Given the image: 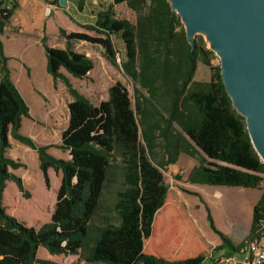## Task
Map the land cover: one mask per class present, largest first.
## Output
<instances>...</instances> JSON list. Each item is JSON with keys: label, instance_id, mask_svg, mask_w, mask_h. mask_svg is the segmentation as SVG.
Segmentation results:
<instances>
[{"label": "trees", "instance_id": "trees-1", "mask_svg": "<svg viewBox=\"0 0 264 264\" xmlns=\"http://www.w3.org/2000/svg\"><path fill=\"white\" fill-rule=\"evenodd\" d=\"M84 2L77 0L79 12ZM121 4L134 14L133 23L118 18L108 5L94 15L92 24L80 27L96 36L59 28L64 48L49 47L45 36L40 40L46 73L71 97L57 146H39L21 134L28 108L10 80L9 58L0 39V264H35L39 248L50 255L77 254L99 211L102 223L95 229L88 262L207 264L212 250L183 220L162 172L184 154L198 164L189 173L191 184L257 189L264 181V163L226 92L220 63L212 65L214 53L200 39L187 40L169 0H113V5ZM16 9V2L0 4V37ZM113 39L123 47L119 68L134 85L133 100L115 82L107 99L93 105L66 77L81 80L93 68L70 42L101 46L117 66ZM199 63L210 70L207 82L195 80ZM8 135L36 153L46 184L48 170L60 174L50 221L38 229L26 227L1 206L6 182L25 194L21 179L9 172L23 165L6 157ZM50 148L67 152L69 158L53 157ZM27 179L34 174L29 171ZM201 203L205 221L220 241L215 253L242 259L245 246L258 239L264 223V190L253 207L248 234L238 245L217 230L209 208Z\"/></svg>", "mask_w": 264, "mask_h": 264}, {"label": "rangeland", "instance_id": "rangeland-1", "mask_svg": "<svg viewBox=\"0 0 264 264\" xmlns=\"http://www.w3.org/2000/svg\"><path fill=\"white\" fill-rule=\"evenodd\" d=\"M16 5L17 9L13 12L0 39L4 54L10 58L8 61L10 80L28 108L29 118L21 119L20 132L39 146H57L60 144L61 132L67 125V104L71 101V97L62 83L53 84L50 76L46 73L45 56L40 43L41 38L46 37V43L49 47L61 49L64 48L65 41L59 36V28L66 33L85 32L88 35L96 36L95 33L86 32L80 27L92 24L95 20L94 15L100 9L108 5L113 6L117 17L130 23L134 22V14L124 4L113 5V0H85L81 12L77 10V0H65L63 6L59 4V1L58 5H53L52 0H19ZM63 12L73 19L74 24ZM61 19L64 20V23L61 22ZM182 24L186 32V26L183 22ZM195 38L200 39L206 48L214 53L215 59L212 60V65L219 64L220 60L212 50L205 32L195 29L190 41ZM112 41L115 50L118 52L116 56L117 66L108 60L101 46L82 41L70 42L76 52L86 55L92 61L93 68L84 79H73L67 75L66 77L72 87L93 105L107 99L108 89L115 82H120L133 100L134 85L119 68L123 57V47L117 39ZM209 79L210 70L199 63L195 80L207 82ZM235 111L240 114L236 109ZM8 143L9 149L5 153L6 157L23 165L22 168L16 170L9 169V172L21 179L25 194H21L14 183L6 182L1 206L7 215L15 218L26 227L38 229L50 221L56 201V192L60 184V174L48 170V183L46 184L38 169L36 153L13 140L10 135H8ZM48 152L57 159L66 160L69 158L67 152H62L56 148H50ZM188 160L192 161L193 159L181 154L180 161L162 172L164 185L168 187L185 223L190 228L193 227V231L198 234L201 242L212 250V261L207 264H241L240 259L226 258L222 256L221 252L215 253L214 249L218 246L216 241L219 243V239L210 231L205 221L203 203L200 202V205L194 206L192 204L194 202L193 196L183 192H191L188 181L191 166L187 163ZM29 171L31 175L34 174L32 180L27 179ZM258 189L264 190V181ZM180 194L182 195L181 199L178 197ZM206 205L210 207L213 218L215 208L209 201ZM102 214L103 211H99V215L94 217L90 223L91 228L77 254L50 255L44 248H39L36 253L37 262L35 264H103L86 260L93 245L95 229L101 226ZM204 233L210 237H205ZM246 234V230L237 229L233 235L227 237L230 241H236L244 238ZM241 242H236L235 245Z\"/></svg>", "mask_w": 264, "mask_h": 264}, {"label": "water", "instance_id": "water-1", "mask_svg": "<svg viewBox=\"0 0 264 264\" xmlns=\"http://www.w3.org/2000/svg\"><path fill=\"white\" fill-rule=\"evenodd\" d=\"M169 1L190 43L195 29L205 32L226 92L245 119L255 152L264 155V0Z\"/></svg>", "mask_w": 264, "mask_h": 264}, {"label": "crops", "instance_id": "crops-1", "mask_svg": "<svg viewBox=\"0 0 264 264\" xmlns=\"http://www.w3.org/2000/svg\"><path fill=\"white\" fill-rule=\"evenodd\" d=\"M61 22L64 23V20L61 19ZM180 159L181 155L179 156L177 162L180 161ZM187 163L191 166V170L198 166L197 162L195 163V161L193 160H188ZM189 186L191 188L190 191L196 193L199 196V198L193 196L194 202L192 204L194 206L200 205L201 201L206 204H208L209 201L212 207L215 208L213 222L217 230L223 233L226 237L231 234L233 235V233L237 229L246 230L248 234L251 225L252 210L257 201L260 199L262 190H259L258 188L252 189L240 187L210 186L191 183H189ZM178 197L181 199L182 195L180 194ZM173 201L175 200L173 199ZM207 207L210 210V207ZM191 229L194 230L193 227H191ZM195 234L198 237V234ZM247 234L241 240L231 241V243L235 245L236 242L243 241L246 238ZM204 236L210 237L207 233H204ZM216 243L218 244V246L220 245V241L219 243L216 241ZM220 252L222 253L223 251ZM240 257V255H235L232 258L241 259Z\"/></svg>", "mask_w": 264, "mask_h": 264}, {"label": "built area", "instance_id": "built-area-1", "mask_svg": "<svg viewBox=\"0 0 264 264\" xmlns=\"http://www.w3.org/2000/svg\"><path fill=\"white\" fill-rule=\"evenodd\" d=\"M18 1L0 0V4L6 5ZM240 262L241 264H264V223L259 230L258 239L245 246Z\"/></svg>", "mask_w": 264, "mask_h": 264}, {"label": "bare ground", "instance_id": "bare-ground-1", "mask_svg": "<svg viewBox=\"0 0 264 264\" xmlns=\"http://www.w3.org/2000/svg\"><path fill=\"white\" fill-rule=\"evenodd\" d=\"M257 152H258L259 156L261 157V159L264 161V155L261 154V152L258 149H257Z\"/></svg>", "mask_w": 264, "mask_h": 264}]
</instances>
